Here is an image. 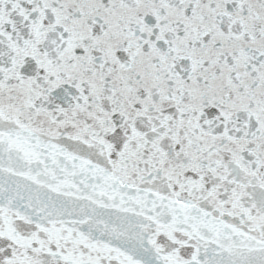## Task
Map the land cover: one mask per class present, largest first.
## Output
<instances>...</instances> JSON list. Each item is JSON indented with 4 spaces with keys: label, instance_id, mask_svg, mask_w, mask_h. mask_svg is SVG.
Here are the masks:
<instances>
[{
    "label": "snow or ice",
    "instance_id": "snow-or-ice-1",
    "mask_svg": "<svg viewBox=\"0 0 264 264\" xmlns=\"http://www.w3.org/2000/svg\"><path fill=\"white\" fill-rule=\"evenodd\" d=\"M0 264H264V0H0Z\"/></svg>",
    "mask_w": 264,
    "mask_h": 264
}]
</instances>
